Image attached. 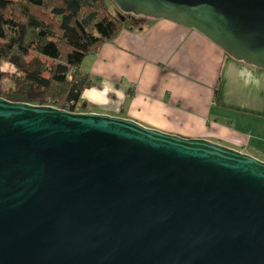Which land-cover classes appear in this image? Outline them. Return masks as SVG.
I'll use <instances>...</instances> for the list:
<instances>
[{"label":"water","instance_id":"1","mask_svg":"<svg viewBox=\"0 0 264 264\" xmlns=\"http://www.w3.org/2000/svg\"><path fill=\"white\" fill-rule=\"evenodd\" d=\"M264 68V0H112ZM0 264H264V161L0 97Z\"/></svg>","mask_w":264,"mask_h":264},{"label":"crops","instance_id":"2","mask_svg":"<svg viewBox=\"0 0 264 264\" xmlns=\"http://www.w3.org/2000/svg\"><path fill=\"white\" fill-rule=\"evenodd\" d=\"M80 70L95 81L83 90V112L130 118L264 160V68L231 57L194 28L139 19L89 53Z\"/></svg>","mask_w":264,"mask_h":264},{"label":"trees","instance_id":"3","mask_svg":"<svg viewBox=\"0 0 264 264\" xmlns=\"http://www.w3.org/2000/svg\"><path fill=\"white\" fill-rule=\"evenodd\" d=\"M146 18L118 16L105 0H0V97L79 111L95 82L80 70L84 58ZM4 62L15 71H3Z\"/></svg>","mask_w":264,"mask_h":264},{"label":"rangeland","instance_id":"4","mask_svg":"<svg viewBox=\"0 0 264 264\" xmlns=\"http://www.w3.org/2000/svg\"><path fill=\"white\" fill-rule=\"evenodd\" d=\"M105 1L107 3V6H108L109 10L112 13H114V14H116L118 16H120V14H122V11L117 7V5L112 0H105ZM1 69L3 71H6V72H14L15 71V67L12 64L7 63V62H4L2 64ZM1 84H3L4 86H6V85H8V81L5 80V79H2L1 80ZM86 109H89V106L82 107V105H80V108L77 109L79 111H77V112H80V111H83V110H86ZM257 156H258L257 157L258 159L259 158H262L261 155H257ZM260 160H262V159H260ZM262 161H264V160H262Z\"/></svg>","mask_w":264,"mask_h":264}]
</instances>
